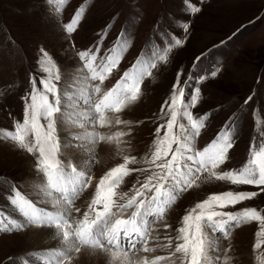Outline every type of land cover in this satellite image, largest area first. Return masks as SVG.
Wrapping results in <instances>:
<instances>
[{
    "label": "snow or ice",
    "instance_id": "snow-or-ice-1",
    "mask_svg": "<svg viewBox=\"0 0 264 264\" xmlns=\"http://www.w3.org/2000/svg\"><path fill=\"white\" fill-rule=\"evenodd\" d=\"M48 2L66 5L68 0ZM189 8L192 13L200 11L191 5ZM85 10L82 5L69 23H61L67 36L77 30ZM55 12L59 23L62 9L58 7ZM188 27L183 25L185 31ZM110 28L95 46L77 51L80 63L60 87V69L41 48L37 72L41 73L42 87H37L36 76H30V90L22 97L23 119L14 120L11 130L0 129V141L11 142L28 154L35 172L25 191L15 182L0 178V184L7 185L4 198L10 207V211L0 208V234L38 228L47 230L49 240L56 245L9 256L3 264H80L82 257L98 255H103L107 264H232L233 231L253 222L257 224L253 244L256 264H264V209L228 210L264 193V119H257L254 113L257 129L248 158L239 168L225 170L222 166L230 159L240 117L234 113L209 144L197 148V139L206 130L211 114L193 115L200 88H193L188 80L181 86L178 72L171 93L155 114L159 123L149 152L138 159L131 154L132 137L134 128L144 121L122 117L142 99L145 80L153 78L159 65L168 63L173 47L183 46V42L174 38L164 49L150 46L115 84L105 88V81L131 47L129 31L122 30L100 55ZM217 74L218 70L210 73L212 77ZM251 99L249 96L245 104ZM100 144L114 145L122 162L97 179L93 169L100 163L96 152ZM134 172L139 174L136 183L121 192L125 178ZM202 177L234 186H255L259 191L212 193L185 210L175 235L161 237L157 226L171 228L165 219L167 213L185 192L200 186ZM88 189L93 192L82 210L76 201ZM161 240L163 244L157 243ZM222 240L227 246H221ZM158 247L168 249L167 254L149 255ZM140 252L144 255L137 257Z\"/></svg>",
    "mask_w": 264,
    "mask_h": 264
},
{
    "label": "rangeland",
    "instance_id": "rangeland-1",
    "mask_svg": "<svg viewBox=\"0 0 264 264\" xmlns=\"http://www.w3.org/2000/svg\"><path fill=\"white\" fill-rule=\"evenodd\" d=\"M82 5L86 10L81 22L77 30L67 36L61 23H69ZM189 5L200 11L192 13ZM58 7L62 9L59 23L55 12ZM185 23L189 25L187 31L183 28ZM109 25L111 28L100 46V55L113 45L122 30L129 31L131 47L119 68L105 81V88L115 84L150 46L164 49L174 38L183 42V46L173 47L168 63L159 65L154 77L145 80L142 99L122 117L134 122L144 121L134 128L131 154L139 159L149 152L159 123L155 114L171 93L180 72L181 86L188 80L193 88H200V101L191 110L193 115L211 114L206 130L197 139V148L209 144L235 113L240 117L238 137L229 151L230 159L222 167L229 170L242 166L257 129L254 113L257 119H264V0H68L66 5L57 2L50 5L48 0H0V129L11 130L14 120L23 119L22 97L30 90V76H36L37 87H42L41 73L37 72L41 48L53 57L60 69V87L80 63L77 51L95 46ZM213 70H218L215 77L210 75ZM190 74L192 79H189ZM200 77L204 79L198 80ZM184 90L190 92L187 87ZM249 96L252 99L245 104ZM111 131L106 129V133ZM112 146L107 167L101 169L96 165L93 169L97 179L122 162ZM138 175L134 172L126 177L119 190L128 191ZM0 178L15 182L25 191L35 178L32 158L11 142L0 141ZM229 190L259 191L255 186H234L223 181H205L202 177L200 186L185 192L167 213L165 219L171 228L157 226L160 236L175 235L174 229L180 226L186 209L212 193ZM7 191V185L0 184V208L10 211L4 198ZM87 191L86 203L93 189ZM76 205L82 210L86 207L77 201ZM246 207L264 209V193L228 210ZM256 231L255 222L233 231L232 264H256L253 252ZM28 237L29 229L18 234H0V264L9 256L17 257L41 248L39 245L36 249V244H31ZM46 242L52 243L51 240ZM227 243L222 240L221 246ZM167 252L168 249L158 247L149 255H166ZM143 255V252L136 254L137 257ZM80 264H107V260L103 255L86 256L81 258Z\"/></svg>",
    "mask_w": 264,
    "mask_h": 264
},
{
    "label": "bare ground",
    "instance_id": "bare-ground-1",
    "mask_svg": "<svg viewBox=\"0 0 264 264\" xmlns=\"http://www.w3.org/2000/svg\"><path fill=\"white\" fill-rule=\"evenodd\" d=\"M74 72L75 71H73V72L71 71V73H69V76H68L69 79L72 77ZM111 130L115 131V129H111ZM101 132L106 133V129L101 130ZM110 146H112V145H110ZM110 146L107 144H100L98 149L96 150L97 157L100 159V163L97 164V166L100 167L101 169H104L107 167V164H108L107 158H109L110 155L112 156L111 148L113 146L111 148H110ZM110 152H111V154H110ZM73 158L75 159L76 157H73ZM28 189L29 188L26 187V190H28ZM87 193H88V191H85V193L81 196V198L79 200H77L78 204H83L86 206V200L84 199V197L86 196ZM28 238H29V241L31 242V244H34V245L36 244V249L39 248V245H41V248L42 247L43 248H52V247L56 246L54 241H51L52 243L46 242V241H49V232L47 230H41L38 228H31V229H29V237ZM37 244H38V246H37Z\"/></svg>",
    "mask_w": 264,
    "mask_h": 264
}]
</instances>
